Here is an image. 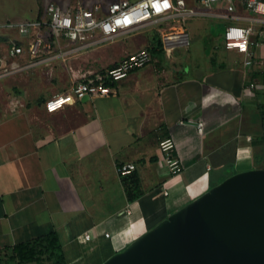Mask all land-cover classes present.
<instances>
[{
	"label": "crops",
	"instance_id": "1",
	"mask_svg": "<svg viewBox=\"0 0 264 264\" xmlns=\"http://www.w3.org/2000/svg\"><path fill=\"white\" fill-rule=\"evenodd\" d=\"M187 4L205 15L138 29L56 61L49 73L35 67L0 79V250L55 233L68 264H101L226 178L264 170V25L220 18L221 4ZM234 15L253 17L239 3ZM8 22L17 21L0 25ZM231 24L253 29L250 66L223 46ZM170 33L183 34L185 44L165 45ZM9 40L19 37L0 32V53ZM142 49L150 63L110 85L112 94L45 111V101L71 91L81 73L100 76ZM27 62L26 55L16 61ZM90 62L99 65L73 68ZM166 136L182 163L176 176L158 149ZM125 163L135 170L120 178L116 168ZM128 188L138 194L133 201Z\"/></svg>",
	"mask_w": 264,
	"mask_h": 264
},
{
	"label": "built area",
	"instance_id": "2",
	"mask_svg": "<svg viewBox=\"0 0 264 264\" xmlns=\"http://www.w3.org/2000/svg\"><path fill=\"white\" fill-rule=\"evenodd\" d=\"M206 9H211L219 3H226L224 13L216 16L224 19L240 20L264 25V0H193ZM235 3L253 15L252 18L235 16ZM211 14V13H210ZM204 13L189 7L185 0H118L107 5L95 3L86 6L80 2L70 6L47 3L42 12L32 20L8 22L0 25V32H14L19 40H9L3 53H0V79L15 75L21 70L35 67L48 68L56 62H65L69 56L83 54L102 45L111 44L117 39L138 29L158 21H180L188 18L203 16ZM253 29L250 25L226 26L223 33V46L227 51H233L244 57V64L251 65L250 36ZM183 34L170 33L163 36L165 45H183ZM264 38V36H263ZM26 55L27 64L20 67L16 61ZM151 61L149 51L142 49L130 54L117 65L108 69L103 75L91 72L77 76L75 86L71 91L52 95L44 103V109L52 114L65 106L74 104L84 97H105L112 94L110 85L125 79L129 73L144 68ZM109 82V85H106ZM254 88L250 84L248 89ZM264 103V102H263ZM202 122L196 124L199 135L203 133ZM158 149L161 160L170 176L179 175L182 163L175 153V144L171 136L160 139ZM135 170L132 163L121 164L116 168L117 175L130 176ZM165 195L167 193L165 192ZM110 238L109 233H104ZM91 239L90 234L83 236L84 241Z\"/></svg>",
	"mask_w": 264,
	"mask_h": 264
},
{
	"label": "water",
	"instance_id": "3",
	"mask_svg": "<svg viewBox=\"0 0 264 264\" xmlns=\"http://www.w3.org/2000/svg\"><path fill=\"white\" fill-rule=\"evenodd\" d=\"M101 264H264V170L226 178Z\"/></svg>",
	"mask_w": 264,
	"mask_h": 264
},
{
	"label": "trees",
	"instance_id": "4",
	"mask_svg": "<svg viewBox=\"0 0 264 264\" xmlns=\"http://www.w3.org/2000/svg\"><path fill=\"white\" fill-rule=\"evenodd\" d=\"M104 73H102L103 75ZM109 85V82H106ZM138 194L128 188L133 201ZM194 200V199H193ZM0 264H68L55 233L0 250Z\"/></svg>",
	"mask_w": 264,
	"mask_h": 264
},
{
	"label": "rangeland",
	"instance_id": "5",
	"mask_svg": "<svg viewBox=\"0 0 264 264\" xmlns=\"http://www.w3.org/2000/svg\"><path fill=\"white\" fill-rule=\"evenodd\" d=\"M115 1H118V0H0V22H2V21H17V22H19V20H26V19L33 18L34 8H36L35 10H37V13L39 15L47 3H56V4H59L61 6L66 7V6L72 5L73 3H76V2H80L86 6H90V5H93L95 3H99L101 5H107V4H110V3L115 2ZM128 1L134 2L137 0H128ZM185 1L187 3L194 4L193 0H185ZM219 4H221L222 6H226L225 2L219 3ZM161 23L162 22L158 21L157 23H152L147 27L148 28H154V29L156 27L161 28ZM158 24H159V26H157ZM106 46H108V45H106ZM106 49L107 48H105L104 49L105 51L102 52L104 54L103 56L107 55ZM87 52L85 51L84 53H87ZM96 55H98V54H96ZM85 59L88 60L87 57ZM98 65H99V63L94 64L93 62H90L87 65L83 64L81 67H73V68H74V70H77V69H79V70L96 69Z\"/></svg>",
	"mask_w": 264,
	"mask_h": 264
}]
</instances>
